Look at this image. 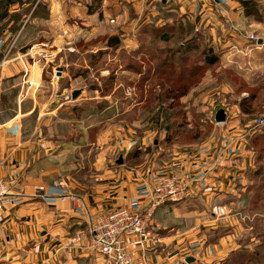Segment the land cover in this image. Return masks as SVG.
I'll return each instance as SVG.
<instances>
[{
    "label": "rangeland",
    "instance_id": "1",
    "mask_svg": "<svg viewBox=\"0 0 264 264\" xmlns=\"http://www.w3.org/2000/svg\"><path fill=\"white\" fill-rule=\"evenodd\" d=\"M83 1L89 3L88 7L97 9L86 20L83 19L88 15L82 18L77 12L71 18L52 19L49 2L45 0H0V37L3 32L7 36L2 44L0 68L22 51L16 59L23 72V85L30 88L33 82L35 96L41 88H49L52 101L65 103L56 118L59 135H54L61 144L72 140L70 147L56 157L64 175L89 186L100 171V165L103 169L122 168L132 173L135 181L141 185L144 182L150 188L145 200L132 198L145 211L151 209L156 198L152 191L160 177L179 178L188 186L190 194L197 182L213 174L220 175L223 167L246 163L243 175L236 176L234 170L231 177L242 179V184H231L224 193L210 190L206 195L196 191L213 199L190 201L183 207L178 204L163 206L187 196L176 202L165 201L153 208L149 227L151 223L156 224V228L159 227L157 224L166 226L168 230L162 236L175 238L173 241L182 245L176 251L179 258L171 264L177 261L184 264V253L200 255L206 248L220 243L225 252L220 264H264V126L254 124L264 115V46L256 48L248 38L251 34L264 35V0H226L232 2L231 6L240 5L248 22L240 28L251 26V32L234 31L236 42L232 51L235 53L231 51L232 43L207 42L208 28L200 31L198 27L200 32L197 31L186 20L190 18L189 9L181 15L175 0L167 3L160 0ZM68 3L73 5V2ZM200 3L217 4L215 0ZM191 11L196 14L194 9ZM213 14L214 19L220 20L217 12ZM215 34L228 38L220 30ZM196 37L203 38L190 43V39ZM180 45L188 46L182 50L193 52L200 62L209 51L220 58L231 52L234 58L229 63L235 62V69L220 61L209 69L200 67L190 78V73L185 72L189 69L185 65L187 62L168 58L180 49ZM165 57L169 65L160 74ZM61 70L63 75L57 76ZM29 73L36 74L30 82L26 79ZM118 74L132 76L133 81L123 80L117 84ZM38 76L40 83L36 87L34 79ZM176 79L179 84H175ZM72 89H84L86 96L81 98L79 95L74 100ZM64 90L68 93L60 97L58 93ZM14 94L7 98L8 108L13 110L18 96ZM46 94L44 91L39 98L45 101ZM30 95L25 93L26 97ZM80 99L83 100L81 104H72ZM219 109L228 110L232 118L216 124L214 115ZM233 126L242 128L245 135L229 136L225 130ZM26 127L33 130L34 120L29 119ZM66 131L73 136L64 135ZM221 131L229 139L220 138ZM77 137L80 139L76 140ZM212 141H216V146L209 148ZM132 142L136 144L127 152V146ZM195 146L196 149L204 146V151L208 150L203 160L192 156L193 160L187 164L189 169L179 173L185 175L171 173L170 168L176 167V162L167 167L165 164L171 159V149ZM231 150L233 158L228 157ZM119 156L123 163L116 165ZM192 172H201L202 177H186ZM0 180L16 181L18 188H12V194L25 197L20 174ZM58 185L64 188L63 182L59 181ZM39 188L42 186L37 190ZM63 196L62 202L60 197ZM56 199L60 203H69L75 214L85 216L87 213L78 197L66 189ZM7 206L17 204L1 206L0 210ZM80 208L83 214L78 211ZM116 208L98 210L95 219ZM142 235L150 238L146 232ZM78 242L79 236L72 239V243ZM86 249L91 252L89 233ZM137 255L154 264L146 255ZM205 257L202 258H208ZM102 260V264L107 263L106 259Z\"/></svg>",
    "mask_w": 264,
    "mask_h": 264
},
{
    "label": "crops",
    "instance_id": "2",
    "mask_svg": "<svg viewBox=\"0 0 264 264\" xmlns=\"http://www.w3.org/2000/svg\"><path fill=\"white\" fill-rule=\"evenodd\" d=\"M45 1L49 2L52 19H62L65 16L71 18L77 12L82 18L88 15L83 19L86 20L94 14L88 13L87 7L89 3L87 4L83 0L81 2L79 0ZM102 1L105 2L107 0ZM109 1L116 2L117 0ZM175 1L178 4L177 6L181 15L186 14V8L189 9L188 14L190 18H186V20H189V23L197 31H199V28L200 31L208 28L210 36L207 38V42L210 44L218 42L219 44L225 43L229 45L232 43V51L236 42L234 31L243 30L244 32H251L249 24L246 27L240 28L243 23L246 24L248 22L243 17L240 5L238 4L231 6L232 2L230 3L226 0H215L217 4L214 6L200 3L206 0ZM68 2H73V5H70ZM139 9L141 10L140 7ZM191 9H194L195 15ZM213 12L218 13L220 20L214 19ZM229 28H233V30L230 31ZM218 30L226 34L225 36L228 38H224L222 35L221 37L217 36L215 33ZM211 32L214 34H211ZM6 38V32H3V36L0 37V54H2V44ZM202 38L196 37L190 39L191 42H189L192 43ZM179 47L180 49L168 58L187 62L188 64L185 65L189 67L191 76L196 75V70H199L200 67L209 69V67H212L211 65L221 63L220 61L227 62L228 67L231 69L235 66V62L229 63V60L234 58L231 52L229 53L231 56L224 54L220 58L213 55L212 51H209V54L204 57L205 59L203 58L204 61L200 62L199 59L194 57L193 52L187 53L182 50L188 48V46L180 45ZM232 52L235 53L234 51ZM20 53L23 52L14 54L9 62L0 68V178L6 179L15 173L20 174L24 180L23 194L25 197L22 204L7 206L0 210V264H102L103 260L100 256L86 249L88 229L94 222L98 214L97 211H107L120 205L122 206L127 200L136 197L145 200L150 188L146 186V183V185L144 184L143 180L142 185L140 182L135 181L136 179L133 178L132 173L126 172L122 168L118 170L103 169L101 168L103 165L99 166L100 171L89 186H84L72 179L70 180L68 174L64 175L61 170L62 164L57 163L56 157L61 154L63 149L70 147L72 143L70 141L72 140L65 142L66 144H61V140L58 142L54 138V135H59L56 131L58 126L56 118L65 103L61 104L58 102L56 104L55 101H52L53 95L49 96V88H41L35 96V93L33 94V91H35L33 82L30 88L23 85L21 82L23 72H21L16 59L21 55ZM213 59L215 62H212ZM192 61L195 62L192 63ZM167 65L169 64L167 57H165L160 74H163L167 70ZM58 73L57 76L63 75L62 70ZM142 74L137 73V75ZM35 75L34 73H29L27 77L26 74V79L30 82ZM59 78L62 79V77ZM34 80L37 87L38 83H40V77L38 76ZM123 80L131 81L132 76L118 74L117 84ZM51 86H54V84H51ZM223 88L226 89L227 85H223ZM44 91L47 93L45 101L43 98H39V94ZM71 91L74 90L72 89ZM75 91L80 92L81 98L86 96L84 89ZM26 92L31 94L30 97L25 96ZM66 92L64 90L63 93L60 92L58 94L59 96H63ZM11 93L13 95H15L14 93L18 94L17 100H15L13 105L14 110L8 108L9 102L7 98ZM82 102L83 100L80 99L77 103L72 104H81ZM226 111L228 110L225 109ZM229 114L228 111L226 113V120L232 118ZM29 119L34 120L35 128L33 130H28L26 127ZM225 132H229V136L236 135V138L246 133L242 128H235V126L226 128ZM223 134V131H221L219 137L228 138L227 135ZM48 135H52V137H48ZM64 135L73 136L68 134L67 131ZM77 139L80 138L77 137ZM135 144L136 142L130 143L126 151L129 152ZM61 146L62 148H60ZM212 146H216V141H212V145L209 148H212ZM196 148L197 146L186 149H176V147H173L171 149V159L165 162L166 167L176 162V167L170 168L171 173H184L183 170L189 169L187 164H189L188 161L193 160L192 156H198L199 159L203 160L208 151H204V146ZM228 157L233 158L232 150L228 154ZM245 164L239 163L237 167H223L220 175L213 174L206 179L204 178L203 181L197 182L195 189L190 190V194L192 193L193 196H187L177 203H166L162 206L167 207V205L178 204V206L183 207L190 201L194 202L198 199L208 201L209 199H213V197L199 195L196 191L204 194L210 190L214 193H224L226 189H229L231 184H242V179L236 180L231 177L234 170L236 176L243 175L246 168ZM205 165L209 166V163H205ZM217 168L216 166L215 170ZM183 175L185 174H179L178 176ZM186 177L199 179L202 177V173L192 172L186 175ZM231 179L234 182H231ZM59 181L63 182L64 188L59 187ZM38 186L44 187V193L37 192ZM65 189L78 197L79 203L86 208L88 214L86 213L85 216L75 214L69 203H60L56 199V197L61 196ZM155 226L156 224H150L148 230L149 239L145 238L144 235L140 237L133 236L127 239L128 246L132 251L144 256L146 255L154 264H171L177 257L179 258L176 251L182 245L177 243V241H173L175 238L170 239L162 236V233H166L168 230L166 226L162 227L159 224H157L159 227L156 228ZM76 236L80 237V242L72 243V239ZM191 247H193L192 244ZM204 251L205 253L202 252L200 255H195L191 252L189 254L184 253V259L191 258L189 262H184V264H220L223 261L221 260L222 253H225L223 243L206 248ZM204 256L208 258L205 257L206 259H203L202 257Z\"/></svg>",
    "mask_w": 264,
    "mask_h": 264
},
{
    "label": "built area",
    "instance_id": "3",
    "mask_svg": "<svg viewBox=\"0 0 264 264\" xmlns=\"http://www.w3.org/2000/svg\"><path fill=\"white\" fill-rule=\"evenodd\" d=\"M160 1L167 3L169 0ZM248 38L254 47L264 46V35L251 34ZM259 40L261 44L257 43ZM254 124L257 127L264 126V115L259 116ZM12 188H18L16 181L3 182L0 180V208L7 204L20 205L24 202V197L12 194ZM187 188L188 186L177 177H160L153 187L152 194L156 198L151 204V209L142 211L136 199H131L121 207L100 214V218L95 219L88 232L91 252L106 259L107 263L105 264H150L145 257L137 255L129 248L127 239L145 232L149 234V220L153 208L165 201L176 202L188 196ZM37 192L44 193V188H39ZM60 198L63 202L65 196ZM71 200L74 201L75 198H71ZM78 211L82 214L84 212L81 208ZM174 264H183V261L181 263L177 261Z\"/></svg>",
    "mask_w": 264,
    "mask_h": 264
},
{
    "label": "water",
    "instance_id": "4",
    "mask_svg": "<svg viewBox=\"0 0 264 264\" xmlns=\"http://www.w3.org/2000/svg\"><path fill=\"white\" fill-rule=\"evenodd\" d=\"M258 44H261V41L259 40L257 42ZM59 74V73H58ZM80 94L79 91H73L72 94H71V97L72 99H76L78 97V95ZM226 119V113L223 109H219L215 115H214V122L216 124H220V123H223ZM123 163V159L121 156L118 157L117 161H116V165H121ZM191 258H187L186 259V263L190 261Z\"/></svg>",
    "mask_w": 264,
    "mask_h": 264
},
{
    "label": "trees",
    "instance_id": "5",
    "mask_svg": "<svg viewBox=\"0 0 264 264\" xmlns=\"http://www.w3.org/2000/svg\"><path fill=\"white\" fill-rule=\"evenodd\" d=\"M97 9L96 8H94V7H92V6H89V13L91 14V13H94L95 11H96ZM212 62H215V60L213 59V61ZM188 71H185L187 74H189L190 73V70L189 69H187ZM194 75H192L190 78H192ZM189 78V79H190ZM181 79L182 78H180V82H181ZM188 79V78H187ZM175 84H179V82H178V79H176L175 80Z\"/></svg>",
    "mask_w": 264,
    "mask_h": 264
}]
</instances>
